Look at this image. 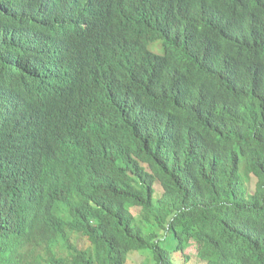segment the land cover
<instances>
[{"label":"trees","instance_id":"obj_1","mask_svg":"<svg viewBox=\"0 0 264 264\" xmlns=\"http://www.w3.org/2000/svg\"><path fill=\"white\" fill-rule=\"evenodd\" d=\"M33 1L0 0V264H127L134 250L155 264H264V0H247L254 31L233 16L229 32L192 39L168 30L163 0L82 2L102 43L57 0H43L50 26L29 24ZM108 7L130 38L109 16L100 29ZM61 16L73 30L59 43L44 29H69ZM160 31L179 61L164 47L146 58ZM46 67L78 109L62 123H44ZM6 119L31 165L12 154Z\"/></svg>","mask_w":264,"mask_h":264},{"label":"clouds","instance_id":"obj_2","mask_svg":"<svg viewBox=\"0 0 264 264\" xmlns=\"http://www.w3.org/2000/svg\"><path fill=\"white\" fill-rule=\"evenodd\" d=\"M163 1L165 2L164 6L171 7L167 12V19L173 28H168V30L182 39H192L203 35H209V37L216 36L212 31H215L219 27L224 32H229L231 28L229 20L233 16L239 33L254 31V23H250L249 21L256 20V17H254V15H244V11L242 12V10L248 9V6L247 4H243L242 0H239L237 5H235L232 0ZM83 2L84 4L88 3V0H83ZM61 3L63 4V2ZM68 3L69 2L65 1L66 6H68ZM256 10L257 8L254 9V11ZM102 11L103 9L101 7H97L96 12ZM23 12L27 14V22L31 25L36 23L35 26H50V24L53 23L52 16L48 17L46 7L44 6H33L30 4ZM23 12L22 17L24 16ZM145 40L153 42L150 45L153 51L150 53L151 55H148L146 58L156 57V55L162 53L164 49L171 59L179 61L183 56L182 51L169 41L168 36L163 31H160L156 37L149 35ZM169 45L173 47L168 49ZM156 67L157 65L153 66L155 69ZM59 137L63 139L64 144H68L65 136L60 135ZM59 137L57 139H60ZM71 149L73 150L72 147ZM72 155L66 154L65 156L70 160ZM139 217H141V215ZM138 222L141 223L139 220Z\"/></svg>","mask_w":264,"mask_h":264},{"label":"water","instance_id":"obj_3","mask_svg":"<svg viewBox=\"0 0 264 264\" xmlns=\"http://www.w3.org/2000/svg\"><path fill=\"white\" fill-rule=\"evenodd\" d=\"M58 4H60L61 2H63L62 6H60L63 12H69L74 10L73 7H71V5H74L79 11V18L80 21L82 22V24L84 25V27L86 29H88L87 32V38L89 39H95L94 41L100 42L102 43V41H100L99 39H101L102 37L100 36V32L97 33V30L94 28V23H93V19H95L94 16V11L92 9V13L90 14L89 9H84L81 4L83 2V0H57ZM65 1L70 3V6H66L65 5ZM35 3V5H40V6H45V3L43 2V0H34L33 1ZM232 2L237 5L239 3V0H232ZM94 3V10H96V5H97V0H93ZM246 4L248 5V9L244 10L245 14H249V11L252 9V5L249 1L246 0ZM107 10L110 12L107 15H100L98 16V21L101 23V27L100 29L103 27L104 29H106V25L104 26V20L106 19L107 16H109L112 19V23L110 24L109 27L110 29H116V31L122 35V38L124 39H128L131 37L132 34L129 33V26L126 23V20L121 17V16H115L113 17L111 14V11L109 9V7L107 8ZM61 22L63 24H65L66 26L70 27L69 29H66V27H47L44 29V31L46 32L47 29L49 30V34L48 36L52 39L57 40L59 43L62 42V40H69L71 38L70 36V29L73 30V26L71 24L68 25V21L65 20V18L63 16H61L60 18ZM230 25H234V21L233 18H230L229 20ZM67 27V28H68ZM58 29V32H57ZM153 30V27L151 26V28L147 31H145L146 33H149ZM66 34L68 36H66ZM225 37L227 38H233V34L232 32L229 34H223ZM245 38H247V36L245 34H243ZM104 37H106L105 35H103ZM41 35L38 34H34V36L32 37V39L37 42L39 40H41ZM103 45V44H102ZM172 45L168 46V49L172 48ZM166 53H160L159 55H156L155 60L157 61L160 57L164 56ZM145 66V65H144ZM67 71L66 68H64L63 66L60 68V74L62 75V77L65 75V72ZM57 70L56 68H50V67H46L42 70V72H40L38 74V76H43L47 79H51L49 82H43L45 87V91L41 94V98L45 100V102H48V106L45 109H41L42 112V116L44 119V123L45 125L50 124L51 122H55V123H62L63 118H69L70 114L72 113V111L76 110L78 111V109H76L75 107L72 106V104L70 103L71 100V93L69 92V90L66 88V85L69 84L67 83V80L65 81H58V79L56 78L57 75ZM34 95H36L34 93ZM31 103V98L30 100H28L27 102H25L24 104L27 105ZM100 118V117H99ZM15 124V120L11 121V120H5L4 121V127L6 129V133L7 135H11L14 138L19 135L17 132V126L14 125ZM44 125V126H45ZM16 139V144L13 145V149H12V154L15 155L16 152V158H20L22 159L23 164L28 163L29 165H31V160L25 157V153L27 151L28 146L30 147V143L26 140L23 139L21 142ZM21 144H25L22 146H19ZM27 145V146H26ZM5 150H4V154L8 155L7 152V147L5 146ZM22 164V165H23ZM19 179V176H18ZM19 181L21 183H27L26 180L23 179H19ZM14 187L7 191V189H3L1 192L3 197H7L11 194V192L13 191Z\"/></svg>","mask_w":264,"mask_h":264},{"label":"rangeland","instance_id":"obj_4","mask_svg":"<svg viewBox=\"0 0 264 264\" xmlns=\"http://www.w3.org/2000/svg\"><path fill=\"white\" fill-rule=\"evenodd\" d=\"M159 190H162L161 186H158ZM138 211L137 214L139 215L142 210L141 207H137ZM143 226L145 227L146 233H150L155 229V221L153 219H148L146 221L141 222ZM157 230L160 232V227L157 228ZM89 241L86 242V245H89ZM127 264H155L153 263L152 259L149 257L148 253L142 252L139 250H134L130 252V258L128 260Z\"/></svg>","mask_w":264,"mask_h":264},{"label":"bare ground","instance_id":"obj_5","mask_svg":"<svg viewBox=\"0 0 264 264\" xmlns=\"http://www.w3.org/2000/svg\"><path fill=\"white\" fill-rule=\"evenodd\" d=\"M67 35V34H66ZM32 194V193H31Z\"/></svg>","mask_w":264,"mask_h":264}]
</instances>
